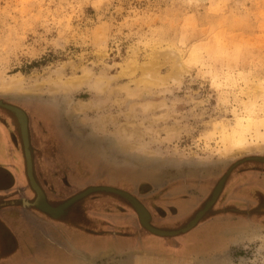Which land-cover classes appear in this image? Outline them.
I'll return each mask as SVG.
<instances>
[{"label": "rangeland", "instance_id": "374dc122", "mask_svg": "<svg viewBox=\"0 0 264 264\" xmlns=\"http://www.w3.org/2000/svg\"><path fill=\"white\" fill-rule=\"evenodd\" d=\"M0 99L28 114L53 205L114 187L168 231L205 210L155 235L217 222L225 255L191 264H264V0H0ZM76 205L154 234L118 193Z\"/></svg>", "mask_w": 264, "mask_h": 264}, {"label": "crops", "instance_id": "0c3cea01", "mask_svg": "<svg viewBox=\"0 0 264 264\" xmlns=\"http://www.w3.org/2000/svg\"><path fill=\"white\" fill-rule=\"evenodd\" d=\"M20 155L25 159L17 119L0 108V264H154L163 257L169 264L178 257L191 264L226 253L217 222L194 228L166 249L159 236L131 223L119 227L102 222L99 228L92 206L75 205L52 220L26 205L35 192L27 186L26 162H20Z\"/></svg>", "mask_w": 264, "mask_h": 264}, {"label": "water", "instance_id": "95a60500", "mask_svg": "<svg viewBox=\"0 0 264 264\" xmlns=\"http://www.w3.org/2000/svg\"><path fill=\"white\" fill-rule=\"evenodd\" d=\"M0 107H2L3 110L8 111L11 113L16 119L18 128L21 130V135H22V147L24 151V157H25V162H26V172H27V177L30 186L32 189L36 192V198L34 201H26L28 205H31L33 207H36L40 210H42L45 213L52 214L53 216H58L62 214V212L68 210L69 208L75 206L78 202L83 200L86 196L91 194L93 191H99V190H105L107 192H115L118 193L126 198H128L132 204L134 205L139 217H140V222L141 224L151 231L154 234L161 235V236H173L181 233L182 231H187L191 227H193L198 220L201 218L205 210L200 211L199 213L196 214V216L192 219V221L188 224L187 227L181 229V230H173V231H168L164 229H160L154 225L151 224V215L146 206L140 202L136 197L131 195L130 193L116 189L114 187H109V186H92L87 188L86 190L75 194L74 196L70 197L69 199L65 200L64 202L58 204V205H53L48 201L47 195L43 188L40 186L34 172V159H33V152L31 148V138H30V126H29V117L28 114L20 107L10 104L8 102H4L3 100L0 99ZM23 113V116L21 117V114ZM25 115V117H24ZM26 121H24V118ZM28 120V121H27ZM26 125V126H25ZM259 159V158H257ZM261 160H263L261 158ZM181 231V232H180Z\"/></svg>", "mask_w": 264, "mask_h": 264}, {"label": "bare ground", "instance_id": "6f19581e", "mask_svg": "<svg viewBox=\"0 0 264 264\" xmlns=\"http://www.w3.org/2000/svg\"><path fill=\"white\" fill-rule=\"evenodd\" d=\"M166 52L169 53L170 51H166ZM163 53H164V52H163ZM168 53H166L167 56H168ZM172 53H173V52H172ZM173 54H176V55L178 56L177 53H173ZM171 55H172V54H170V56H171ZM176 55H173V57H174V56L176 57ZM157 56H159V55H157ZM162 56H163V55H162ZM163 58H165V57H163ZM167 58H168V57H167ZM176 58H179V56L176 57ZM179 59H180V58H179ZM179 59H175V60H174V61H177V62H175V63L173 64V65H174V66H173L174 69H172L171 72L169 73V74H172V76H174L175 78L178 76V74H179V70H180V67L178 66V65H179L178 63L180 62V61L178 62ZM155 64H156V62H155ZM155 64L152 63V66L149 67V68H147L148 71L146 70V72H148V74H151V75L154 76V77H156V76L158 75V74H156V72H155V70H154V65H155ZM180 65H181V64H180ZM155 68L158 69L159 66H156V65H155ZM172 71H173V73H172ZM169 74H168V75H169ZM170 76H171V75H170ZM172 76H171V77H172ZM22 116H23V113L21 114V117H22ZM24 117H25V115H24ZM24 117H23V118H24ZM28 117H29V116H28ZM23 120L26 121L25 118H24ZM27 121H28V120H27ZM25 126H26V125H25ZM240 129L242 130L243 128H239V129L237 128V130H240Z\"/></svg>", "mask_w": 264, "mask_h": 264}, {"label": "flooded vegetation", "instance_id": "af4514ba", "mask_svg": "<svg viewBox=\"0 0 264 264\" xmlns=\"http://www.w3.org/2000/svg\"><path fill=\"white\" fill-rule=\"evenodd\" d=\"M161 261H155V263L154 264H169L170 262L169 261H167L166 259H160ZM148 264H152L151 262L150 263H148ZM182 264H185L184 262H182ZM188 264V263H187Z\"/></svg>", "mask_w": 264, "mask_h": 264}]
</instances>
